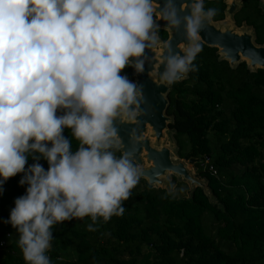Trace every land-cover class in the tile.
Segmentation results:
<instances>
[{
	"label": "clouds",
	"instance_id": "9594fccd",
	"mask_svg": "<svg viewBox=\"0 0 264 264\" xmlns=\"http://www.w3.org/2000/svg\"><path fill=\"white\" fill-rule=\"evenodd\" d=\"M170 7L169 3L165 5ZM154 0H0V194L18 174L24 194L8 219L28 264H49L50 228L71 217L108 221L139 181L113 151L115 118L134 121L141 92L121 75L144 52ZM175 8L166 19L177 24ZM216 10L195 0L184 17V56L168 60L171 85L201 50L202 20ZM142 71V64H135ZM58 111L62 114L58 115ZM64 129L79 142L72 151ZM38 153L28 165V154ZM27 165V167H26Z\"/></svg>",
	"mask_w": 264,
	"mask_h": 264
},
{
	"label": "trees",
	"instance_id": "16d2710c",
	"mask_svg": "<svg viewBox=\"0 0 264 264\" xmlns=\"http://www.w3.org/2000/svg\"><path fill=\"white\" fill-rule=\"evenodd\" d=\"M263 38L256 33L258 45ZM200 44L188 78L171 84L167 115L174 117L169 127L179 157L201 160L197 176L207 180L216 204L201 188L180 199L139 180L121 203V216L54 223L44 255L49 264H264V70L253 72L246 63L232 68L218 49ZM63 135L77 150L71 130ZM33 156L39 154L29 153L28 165L47 169ZM21 178H10L0 194V264H28L19 234L5 223L24 194Z\"/></svg>",
	"mask_w": 264,
	"mask_h": 264
},
{
	"label": "water",
	"instance_id": "95a60500",
	"mask_svg": "<svg viewBox=\"0 0 264 264\" xmlns=\"http://www.w3.org/2000/svg\"><path fill=\"white\" fill-rule=\"evenodd\" d=\"M231 1L229 5L231 9L230 13L227 10V18L228 14L232 16L235 10L242 6V0ZM156 2L161 5L159 11L162 21L161 24H158L169 29L171 37L166 44H163V52L159 60L154 59L153 53V49L159 43L156 37L148 38L144 42L145 48L141 56L130 60V65L133 67L132 74L135 77L133 83L142 94L139 98L138 116L134 121H125L120 117L114 119L113 127L116 131V138L112 148L119 150L121 155H126L136 164L139 180H144L151 188H167V191L171 193L174 187V181L171 182L173 175L177 180L189 184L191 190L189 197H192L197 188H201L210 202L216 204V198L213 196L207 180H200L193 173L196 164H199L201 160L195 158L185 160L178 155L176 131L169 127L174 123V117L167 115L171 85H166L161 81L168 60L178 55L181 56V45H189L184 17L190 15V7L195 3V0H156ZM166 3L170 4L167 9ZM172 8L177 10V24L172 23L171 19L165 18ZM216 24L212 20L210 23L206 19L202 20V30L199 33L201 43L208 47H217L222 55L220 58L228 61L232 68L246 63L253 72H257L259 69L264 70V45L256 43L254 32H251V35L246 32L236 34L233 31L219 30ZM137 62L142 64V71H136L135 64ZM153 74H155V78ZM187 78V72L182 73L179 74L177 81L181 82ZM57 114L60 115L62 112L58 111ZM168 129L173 133L172 143L175 148V157L169 147L157 149L153 146L150 138H145L149 134L155 136L156 139H161ZM146 161L149 165L148 168H145ZM185 161H188V164Z\"/></svg>",
	"mask_w": 264,
	"mask_h": 264
},
{
	"label": "flooded vegetation",
	"instance_id": "af4514ba",
	"mask_svg": "<svg viewBox=\"0 0 264 264\" xmlns=\"http://www.w3.org/2000/svg\"><path fill=\"white\" fill-rule=\"evenodd\" d=\"M229 1V0H228ZM227 0H204L203 8L205 10L209 8H213L216 10V15L213 17L212 21L214 23L224 22L227 18V10L230 13L229 5L231 2ZM262 5L259 8L258 2ZM154 5L156 9V16H153L154 19V26L153 29L149 33V38L156 37V39L161 42L162 44H166L171 37V32L166 27L160 26L158 23L162 21V16L160 13V4L154 0ZM230 20L233 19L234 24L237 28L247 27L251 28L252 32L256 31V33L260 32L261 37H264V1L260 0H242V6L235 10L234 14L230 16ZM161 24V23H160ZM256 33H255V40H256ZM262 44H264V38L262 40ZM216 49H218L216 47ZM220 50L218 49V54L221 57ZM240 65V64H239ZM133 67L126 66L123 70L121 75L125 76L130 82L135 81V77L133 76ZM184 81V80H183ZM179 82V81H177ZM182 82V81H181Z\"/></svg>",
	"mask_w": 264,
	"mask_h": 264
},
{
	"label": "rangeland",
	"instance_id": "374dc122",
	"mask_svg": "<svg viewBox=\"0 0 264 264\" xmlns=\"http://www.w3.org/2000/svg\"><path fill=\"white\" fill-rule=\"evenodd\" d=\"M229 1L231 2V0H229ZM153 16L157 17L156 9L154 11ZM216 27L219 30H222V31H233L236 34H243V32H246L249 35H251V32H252L251 28H247L245 26L242 27V28H237L235 26V24H234L233 19L230 20V17H228V19L226 21H224L223 23H217ZM187 47H188V45H181L180 50H181L182 54H181V56L178 55L179 57L182 58L184 56V53L186 52ZM162 52H163V44L161 42H159L156 45V47L153 49L154 59L155 60H159L161 58ZM153 77L155 78V74H153ZM172 136H173L172 131L168 129V130H166L164 132V136L161 139H156L155 136L149 135V134H147L145 136V138H150L152 143H153V146L155 148L158 149V148H162V147H169V149L174 153L175 152V148H174L173 143H172ZM175 156L176 155L174 153V157ZM185 162L188 164V161H185ZM148 167H149V165H148V163L146 161L145 162V168H148ZM193 173H194V175L197 178H199L200 180H203L201 177L197 176V169H193ZM173 181H174V183H173ZM171 182L174 184L173 190L171 191V195L173 197L180 198V199L189 198V194H190L191 190H190V186H189V184L187 182H184V181H181V180H177V178L175 176H173V175L171 176ZM143 186H144V183L142 182L141 183V188H143ZM165 187H167V186H165ZM159 189H162V188H159ZM164 189L167 190V188H164ZM45 254L46 253H43V255H45Z\"/></svg>",
	"mask_w": 264,
	"mask_h": 264
},
{
	"label": "crops",
	"instance_id": "0c3cea01",
	"mask_svg": "<svg viewBox=\"0 0 264 264\" xmlns=\"http://www.w3.org/2000/svg\"><path fill=\"white\" fill-rule=\"evenodd\" d=\"M50 241H49V247L44 251V253H47L50 250Z\"/></svg>",
	"mask_w": 264,
	"mask_h": 264
},
{
	"label": "built area",
	"instance_id": "2783aa9c",
	"mask_svg": "<svg viewBox=\"0 0 264 264\" xmlns=\"http://www.w3.org/2000/svg\"><path fill=\"white\" fill-rule=\"evenodd\" d=\"M4 245H5V242H2V243L0 244L1 247H3Z\"/></svg>",
	"mask_w": 264,
	"mask_h": 264
},
{
	"label": "bare ground",
	"instance_id": "6f19581e",
	"mask_svg": "<svg viewBox=\"0 0 264 264\" xmlns=\"http://www.w3.org/2000/svg\"><path fill=\"white\" fill-rule=\"evenodd\" d=\"M151 130V129H150Z\"/></svg>",
	"mask_w": 264,
	"mask_h": 264
}]
</instances>
